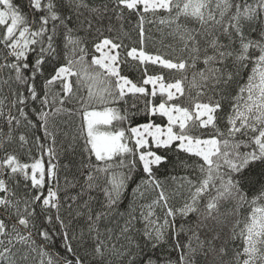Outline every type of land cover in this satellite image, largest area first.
<instances>
[{"label":"trees","instance_id":"1","mask_svg":"<svg viewBox=\"0 0 264 264\" xmlns=\"http://www.w3.org/2000/svg\"><path fill=\"white\" fill-rule=\"evenodd\" d=\"M140 2L0 0V163L15 211L30 212L19 225L64 264H264V0ZM104 40L115 73L94 62ZM149 77L181 89L153 94ZM159 103L189 111L175 134L214 151L138 147L133 127L167 124ZM107 107L126 150L98 158L84 113ZM145 151L161 160L146 169ZM36 161L33 184L23 165ZM22 241L0 243V264L37 262Z\"/></svg>","mask_w":264,"mask_h":264},{"label":"rangeland","instance_id":"2","mask_svg":"<svg viewBox=\"0 0 264 264\" xmlns=\"http://www.w3.org/2000/svg\"><path fill=\"white\" fill-rule=\"evenodd\" d=\"M141 6L147 9H158L167 8L170 0H141ZM136 2L128 3V6L133 7ZM109 41H102L97 50L99 55L94 62L98 64L106 72L115 73V49L108 43ZM132 56L137 55L142 59V61L150 60L151 62L159 63L163 66H174L173 63L159 59L155 56L143 55L141 52L136 50L130 51ZM64 70L59 72V75L64 74ZM147 82L150 84L151 92H162L167 94L170 98L175 97L179 93L181 86L179 83H164L159 77H149ZM120 89L124 92L140 91L141 88L135 86L133 83L127 81L124 78L120 79ZM213 108L205 104H199L194 109V114L199 119H211L210 113ZM155 111L163 116L167 120L166 125H154V124H144L140 126L133 127L131 132L133 134V139L136 141L138 147H147V141H151L156 146H166L173 142H178L180 148L187 150L192 153L202 154L204 156H209L215 147L214 140H193L189 137L179 136L175 134L173 127L175 125L183 126L186 121L192 116V114L186 109L176 107L173 105H167L165 103H159L155 107ZM117 116V113L113 108L107 107L103 109H93L88 110L84 113L85 127L87 131L89 144L98 158H108L118 153H122L126 150V144L123 141V133L118 129L112 127V121ZM264 140V134L262 137ZM141 161L144 167L147 169L149 165L158 163L161 159L147 151L140 153ZM23 168L29 171V177L33 184L41 183L44 167L41 161H36L34 163L23 165ZM7 179L2 169L0 163V234L3 231L4 223L7 221L13 225L10 230L3 231L2 236H0V243L7 246L12 243V241L24 242L22 239L29 241L27 246L34 251V256H36L37 262L34 264H64L53 254L46 252L37 245L36 240L29 235V233H24L22 226L19 225V220L27 218L30 213L26 211V207L20 213H14L16 206L14 205V196L7 185ZM51 197V198H50ZM47 200L44 201V205H48L49 201H52V195ZM15 214L16 218L11 217V214ZM23 213V214H21ZM7 227V224H6ZM7 236V239L5 237ZM9 243V244H8ZM26 244V243H23ZM39 251V253H38Z\"/></svg>","mask_w":264,"mask_h":264},{"label":"bare ground","instance_id":"3","mask_svg":"<svg viewBox=\"0 0 264 264\" xmlns=\"http://www.w3.org/2000/svg\"><path fill=\"white\" fill-rule=\"evenodd\" d=\"M23 210V209H22ZM22 210H16L14 213L16 214V213H20ZM27 210V209H26ZM28 212V211H27ZM24 213H26L25 211H24ZM30 213V212H29ZM21 214H23V213H21Z\"/></svg>","mask_w":264,"mask_h":264}]
</instances>
